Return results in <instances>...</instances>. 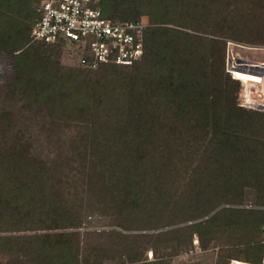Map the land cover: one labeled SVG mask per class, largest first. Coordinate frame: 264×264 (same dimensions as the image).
Segmentation results:
<instances>
[{"label":"trees","instance_id":"1","mask_svg":"<svg viewBox=\"0 0 264 264\" xmlns=\"http://www.w3.org/2000/svg\"><path fill=\"white\" fill-rule=\"evenodd\" d=\"M40 1L0 0V53L11 58L13 85L44 101L56 120L86 129L121 214L161 216L156 208L164 203L168 218L199 220L151 235L152 248L179 250L194 235L205 248L219 230L264 225V210H215L251 193L264 205V113L238 104L239 83L225 69L227 42L264 43V0H92L115 22L146 19L142 61L68 71L53 62L61 44L31 41ZM1 119L0 253L31 264H99L81 253V221L51 194L47 163L23 136L6 144L11 116ZM20 232L34 234L21 245L6 235ZM262 250L249 242L224 249L220 264H258ZM141 255L130 251L128 264Z\"/></svg>","mask_w":264,"mask_h":264},{"label":"rangeland","instance_id":"2","mask_svg":"<svg viewBox=\"0 0 264 264\" xmlns=\"http://www.w3.org/2000/svg\"><path fill=\"white\" fill-rule=\"evenodd\" d=\"M52 53L53 62L58 59L59 66L65 71L77 68L66 47L54 48ZM261 64L264 65V43L227 42L225 69L239 83L238 104L264 113V108L258 110L252 107L264 106V79L259 81L264 77V66ZM55 69L54 66V71L59 70ZM237 73L241 78L237 77ZM15 75L10 56L0 53V130L7 127L2 122V115L7 113L11 116L9 132L3 140L12 144L16 137L23 136L32 144V154L47 163L52 171L51 194L80 219L81 227L76 230L80 234V250L84 256L89 255L90 263L98 256L99 264H128L129 252L139 250L142 255L134 264L154 261L160 256L165 257L167 264H220L224 249L241 248L247 242L262 245L264 255V225L243 231L219 230L213 242L205 248L201 247L196 235L192 237L191 244L179 250L152 248L155 237L150 238L151 235L185 228L199 220L182 222L177 218H168L170 210L164 207V203H159L156 208L161 216L156 212L134 217L121 214L112 187L113 179L110 173L101 171V155L92 147L93 142L87 137L86 129L78 124L56 120L44 101L36 100L25 87L13 85ZM152 189L153 186H149L146 193L154 195ZM182 190L176 191L175 197L181 195ZM154 199L158 202L156 197ZM254 201L251 193L242 204L225 202L215 210H264V205ZM31 234L34 232L6 235L18 236V244L21 245L22 237ZM148 253H151L152 259ZM245 261L253 262V259ZM0 264L31 263L26 258L0 253Z\"/></svg>","mask_w":264,"mask_h":264},{"label":"built area","instance_id":"3","mask_svg":"<svg viewBox=\"0 0 264 264\" xmlns=\"http://www.w3.org/2000/svg\"><path fill=\"white\" fill-rule=\"evenodd\" d=\"M92 2L41 0L37 5L39 19L32 27L31 41L61 44L70 50L76 66L90 70L107 64L129 67L140 63L143 34L148 27L146 19L115 22L105 18ZM147 255L152 259L151 253ZM228 264L250 263L231 260ZM258 264H264V258Z\"/></svg>","mask_w":264,"mask_h":264},{"label":"water","instance_id":"4","mask_svg":"<svg viewBox=\"0 0 264 264\" xmlns=\"http://www.w3.org/2000/svg\"><path fill=\"white\" fill-rule=\"evenodd\" d=\"M253 108H256L258 110H262L263 109V106L261 105H252Z\"/></svg>","mask_w":264,"mask_h":264},{"label":"bare ground","instance_id":"5","mask_svg":"<svg viewBox=\"0 0 264 264\" xmlns=\"http://www.w3.org/2000/svg\"><path fill=\"white\" fill-rule=\"evenodd\" d=\"M244 76H245V75H244ZM245 77L247 78V77H249V76H248V75H246ZM251 79H253V78H251ZM251 79H249V81H250ZM263 79H264V77H263V78H261V80H259V81H261V82H262V81H263ZM251 92H252V91H251ZM251 92H250V94H249V97H250V95H251Z\"/></svg>","mask_w":264,"mask_h":264}]
</instances>
